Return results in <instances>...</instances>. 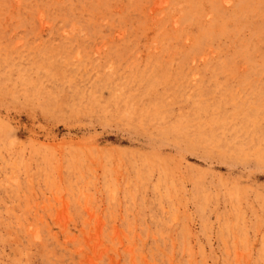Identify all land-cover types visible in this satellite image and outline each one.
I'll return each mask as SVG.
<instances>
[{"label":"rangeland","instance_id":"rangeland-1","mask_svg":"<svg viewBox=\"0 0 264 264\" xmlns=\"http://www.w3.org/2000/svg\"><path fill=\"white\" fill-rule=\"evenodd\" d=\"M0 264H264V0H0Z\"/></svg>","mask_w":264,"mask_h":264}]
</instances>
